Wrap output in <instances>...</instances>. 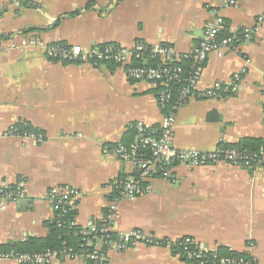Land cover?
<instances>
[{
  "label": "crops",
  "instance_id": "1",
  "mask_svg": "<svg viewBox=\"0 0 264 264\" xmlns=\"http://www.w3.org/2000/svg\"><path fill=\"white\" fill-rule=\"evenodd\" d=\"M215 7L213 0H0V184H20L27 195L0 211V252L49 236L55 211L45 194L52 187L85 193L72 214L77 226L101 221L110 183L139 174L112 150L134 142L131 123L158 125L163 117L157 85L128 80L114 63H58L37 49L12 50L10 37L83 50L167 45L180 58L201 40ZM262 13L264 0H239L236 8L220 12L231 33L254 29ZM238 51L208 55L199 90L227 84L243 68L246 72L236 94L191 99L177 111L176 149L208 152L235 148L241 140L264 141V25ZM210 113L217 119L209 121ZM11 126L29 128L45 140L5 137ZM171 175L144 179L151 193L120 203L114 233L138 229L162 240L189 237L198 249L246 254L264 264V165L253 171L222 163L175 165ZM51 264L87 262L59 258ZM107 264L193 263L174 249L138 245L108 251Z\"/></svg>",
  "mask_w": 264,
  "mask_h": 264
},
{
  "label": "built area",
  "instance_id": "2",
  "mask_svg": "<svg viewBox=\"0 0 264 264\" xmlns=\"http://www.w3.org/2000/svg\"><path fill=\"white\" fill-rule=\"evenodd\" d=\"M216 7L212 10L213 18L204 27L201 40L180 58L176 57L173 47L167 45L146 46L143 44L125 48L115 45L92 47L83 50L78 46H62L45 43L37 38L22 37L16 41L10 37L9 49H37L43 56L53 62L67 64H88L94 67L106 63H114L123 68L125 76L132 82L155 84L159 87L157 100L163 117L158 125L136 121L129 125L134 133V142L128 146L117 145L112 154L119 160L129 162L138 171V176L118 178L110 183L111 193L101 221L88 219L77 226L72 214L85 193L71 186L50 188L46 201L54 208L55 216L50 221L56 227H78L80 231L73 233L77 238L76 248L65 246L41 253L0 252V263L12 261L16 264H51L59 258L84 259L87 264H107V253L110 250L124 247L144 245L148 247L173 249L187 262L193 264H254L249 255L225 257L216 249L201 250L189 237L177 240H162L150 236L142 230L133 229L122 233H114V224L119 215L122 201H133L138 197L151 193L150 185L144 179L155 177L169 179L173 166L180 165L188 169L217 164H228L237 168L253 171L264 165V154L257 155L240 151L231 147H217L213 151L182 150L173 146V126L177 111L189 100L221 99L229 94H236L246 69L235 73L231 82L214 83L210 88L199 90L198 81L204 70L207 57L216 53L219 57L225 52H236L240 55L239 46L251 39L253 30L264 25V13L255 19L254 29H239L227 32L225 21L220 12L236 8L239 0H213ZM161 59L157 66L148 61ZM134 60L137 64H131ZM264 94V74H263ZM5 137L29 140L42 143L43 134L32 131H19L15 126L9 127ZM27 199L26 192L20 184H0V211L9 203H19ZM116 235V237H115ZM253 246L247 243V249Z\"/></svg>",
  "mask_w": 264,
  "mask_h": 264
},
{
  "label": "trees",
  "instance_id": "3",
  "mask_svg": "<svg viewBox=\"0 0 264 264\" xmlns=\"http://www.w3.org/2000/svg\"><path fill=\"white\" fill-rule=\"evenodd\" d=\"M1 41V38H0ZM1 43V42H0ZM137 64V63H135ZM149 65L157 66L158 64L155 61H150ZM209 121H214L217 119L215 114L210 113L207 116ZM23 129V130H22ZM19 131H33L29 128H22ZM34 132V131H33ZM235 149L240 151H245L251 154L262 155L264 154V141L261 140H241L239 144L235 147ZM50 232L49 236L42 242L30 241L23 245H17L16 250L19 252H27V253H41L45 251H52L62 248V244L65 246H72L76 248L77 238L73 237V233H76L79 230L78 227H72L70 229L64 227H56L54 223H50ZM175 250V248H173ZM6 251V250H5ZM219 255L225 257H238V256H246V254H231L224 253L223 251H218Z\"/></svg>",
  "mask_w": 264,
  "mask_h": 264
},
{
  "label": "rangeland",
  "instance_id": "4",
  "mask_svg": "<svg viewBox=\"0 0 264 264\" xmlns=\"http://www.w3.org/2000/svg\"><path fill=\"white\" fill-rule=\"evenodd\" d=\"M255 264V263H254Z\"/></svg>",
  "mask_w": 264,
  "mask_h": 264
}]
</instances>
